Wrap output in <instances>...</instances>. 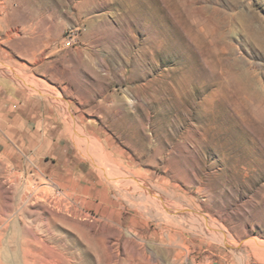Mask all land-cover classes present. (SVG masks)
I'll list each match as a JSON object with an SVG mask.
<instances>
[{"label": "rangeland", "instance_id": "obj_1", "mask_svg": "<svg viewBox=\"0 0 264 264\" xmlns=\"http://www.w3.org/2000/svg\"><path fill=\"white\" fill-rule=\"evenodd\" d=\"M4 70L69 149L0 156V264H264V0H0Z\"/></svg>", "mask_w": 264, "mask_h": 264}, {"label": "crops", "instance_id": "obj_2", "mask_svg": "<svg viewBox=\"0 0 264 264\" xmlns=\"http://www.w3.org/2000/svg\"><path fill=\"white\" fill-rule=\"evenodd\" d=\"M33 38H24L31 42ZM14 71H0V156L18 152L32 155H49L69 149L57 143L53 133L56 117L49 102L32 93L27 86L14 78ZM60 140V137H59ZM49 161H44L45 168Z\"/></svg>", "mask_w": 264, "mask_h": 264}, {"label": "bare ground", "instance_id": "obj_3", "mask_svg": "<svg viewBox=\"0 0 264 264\" xmlns=\"http://www.w3.org/2000/svg\"><path fill=\"white\" fill-rule=\"evenodd\" d=\"M74 135H75V137H77L78 139H82V138H84L85 139V137L82 135V132L80 131V130H77L76 131V133H74ZM77 138H75V139H77ZM77 139V140H78ZM87 140V139H86ZM80 144V143H79ZM88 145V144H87ZM92 145H93V147H96V145H98L97 143H96V145H94L93 143H92ZM99 148V147H98ZM101 149V148H100ZM99 149V150H100ZM81 150V149H80ZM95 150V149H94ZM98 150V151H99ZM103 150V149H102ZM101 150V151H102ZM97 151V150H96ZM97 151V152H98ZM104 152V151H103ZM96 153V152H95ZM99 153H100V151H99ZM102 154H104V153H102ZM100 155H101V153H100ZM99 154H98V156H100ZM104 156V155H103ZM102 156V157H103ZM107 156V155H106ZM105 156V157H106ZM103 160V159H102ZM104 172V171H103ZM108 172V171H107ZM101 173V172H100ZM112 173V172H111ZM106 175V174H105ZM104 175V176H105ZM107 175H111V174H108L107 173ZM90 177V176H89ZM108 179H110V177L108 178ZM115 180V179H114ZM222 242L223 243H225L226 245H228V246H230V247H236V245H234V243L232 244L230 241H228V240H222ZM253 246H255V247H259L262 251H264V242H259V240L257 241V243H254V244H252Z\"/></svg>", "mask_w": 264, "mask_h": 264}, {"label": "built area", "instance_id": "obj_4", "mask_svg": "<svg viewBox=\"0 0 264 264\" xmlns=\"http://www.w3.org/2000/svg\"><path fill=\"white\" fill-rule=\"evenodd\" d=\"M81 32V28L80 27H73V28H69L66 31V38L68 41H72L74 42V40L78 37V34ZM251 264H260V263H251Z\"/></svg>", "mask_w": 264, "mask_h": 264}]
</instances>
